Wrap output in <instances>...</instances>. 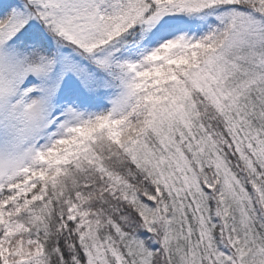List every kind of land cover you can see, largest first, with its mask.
Masks as SVG:
<instances>
[{
	"label": "snow or ice",
	"instance_id": "snow-or-ice-1",
	"mask_svg": "<svg viewBox=\"0 0 264 264\" xmlns=\"http://www.w3.org/2000/svg\"><path fill=\"white\" fill-rule=\"evenodd\" d=\"M0 264H264V0H0Z\"/></svg>",
	"mask_w": 264,
	"mask_h": 264
}]
</instances>
